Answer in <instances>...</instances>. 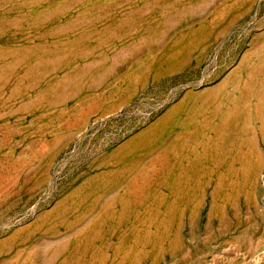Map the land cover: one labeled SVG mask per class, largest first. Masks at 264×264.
Instances as JSON below:
<instances>
[{"label":"rangeland","instance_id":"374dc122","mask_svg":"<svg viewBox=\"0 0 264 264\" xmlns=\"http://www.w3.org/2000/svg\"><path fill=\"white\" fill-rule=\"evenodd\" d=\"M0 264H264V0H0Z\"/></svg>","mask_w":264,"mask_h":264}]
</instances>
